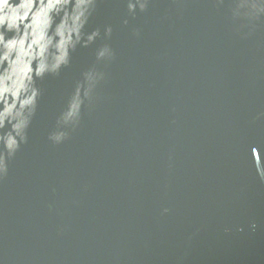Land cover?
<instances>
[{
  "label": "water",
  "instance_id": "1",
  "mask_svg": "<svg viewBox=\"0 0 264 264\" xmlns=\"http://www.w3.org/2000/svg\"><path fill=\"white\" fill-rule=\"evenodd\" d=\"M0 264H264V0H0Z\"/></svg>",
  "mask_w": 264,
  "mask_h": 264
}]
</instances>
